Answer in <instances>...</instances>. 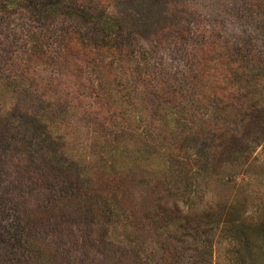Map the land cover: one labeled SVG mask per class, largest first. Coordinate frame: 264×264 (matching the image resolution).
I'll return each instance as SVG.
<instances>
[{
	"label": "rangeland",
	"instance_id": "1",
	"mask_svg": "<svg viewBox=\"0 0 264 264\" xmlns=\"http://www.w3.org/2000/svg\"><path fill=\"white\" fill-rule=\"evenodd\" d=\"M53 1L0 17V264H264V0Z\"/></svg>",
	"mask_w": 264,
	"mask_h": 264
},
{
	"label": "trees",
	"instance_id": "2",
	"mask_svg": "<svg viewBox=\"0 0 264 264\" xmlns=\"http://www.w3.org/2000/svg\"><path fill=\"white\" fill-rule=\"evenodd\" d=\"M25 1V0H21ZM53 1V0H52ZM19 0H0V17L2 18V14L4 15L5 18H7L11 14H19L21 11L28 10L31 15H37L43 17L44 15H51V16H61L65 10V7L62 5L58 6H53L51 3H46L44 0H32L31 3L27 2L26 3V8H23L22 5L18 3ZM56 1H53V3ZM71 8V7H69ZM73 9V8H72ZM54 10V12L52 11ZM71 10V9H70ZM45 11H48L46 13ZM62 12V13H61ZM70 14L74 15L75 11H69ZM79 17V15H76ZM96 17V16H95ZM59 18V17H58ZM91 18L89 17L88 22L91 23ZM150 21L149 18H144L140 20V23L135 25L136 30L142 29L145 26H147L148 22ZM107 30L106 34L100 35L98 34L95 38H91L86 40L87 35H82L78 34V36H75L74 33H68V36L65 39V45H70L72 44L74 47H88L87 52L88 56L90 58L91 63L95 65V67L101 66L102 64H106L108 66L112 65L115 63L117 60V64L121 61L123 57L127 55V57L130 56L132 50L136 52L137 48L132 47L131 42H130V37L133 36L132 32L129 33H119L118 29L113 28V23L108 21L107 25ZM122 30L120 27L119 31ZM128 30V29H127ZM132 31V30H129ZM140 33H144L142 30H140ZM162 32H159L157 36L158 38H162ZM130 38V39H129ZM82 39L84 40V43H82ZM131 50V51H130ZM31 52L33 50H30ZM38 51V49H36ZM95 62V63H94ZM120 65H117V68ZM108 82H105V85L107 86ZM91 118H94V113L91 114ZM195 156H198V153H194ZM260 227L262 231L264 232V223L260 224ZM239 239H237V244L240 243L239 245L241 248L244 250L245 253H243L244 256H246L249 261L251 260L252 257H256L255 252L253 251V245L250 243L251 238L248 236V233L243 232L242 236L239 233ZM22 238L20 239L23 242L26 240L28 242V234L21 236ZM30 242V241H29ZM242 254V253H241ZM244 261V258L242 260ZM245 264V263H244ZM250 264H252V261H250Z\"/></svg>",
	"mask_w": 264,
	"mask_h": 264
}]
</instances>
